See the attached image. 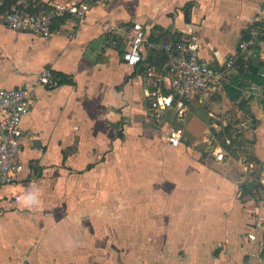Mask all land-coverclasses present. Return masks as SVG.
Instances as JSON below:
<instances>
[{
	"label": "crops",
	"instance_id": "0c3cea01",
	"mask_svg": "<svg viewBox=\"0 0 264 264\" xmlns=\"http://www.w3.org/2000/svg\"><path fill=\"white\" fill-rule=\"evenodd\" d=\"M4 13L0 89L36 96L22 121L25 171L0 185V264H264V202L245 192L264 162V0H110L57 20L49 38L10 28ZM134 22L149 42L197 35L201 58L224 71L184 122L174 109L153 118L146 64L165 65L147 43L140 64L124 60ZM47 67L59 86L38 84ZM176 124L178 147L167 139ZM230 132L225 148L213 144Z\"/></svg>",
	"mask_w": 264,
	"mask_h": 264
},
{
	"label": "built area",
	"instance_id": "2783aa9c",
	"mask_svg": "<svg viewBox=\"0 0 264 264\" xmlns=\"http://www.w3.org/2000/svg\"><path fill=\"white\" fill-rule=\"evenodd\" d=\"M108 1L110 0H61L39 11H31L25 0H18L4 13V19L12 29L49 38L57 20L68 17L84 19L92 5H103ZM111 30L122 35L126 32V27L112 25ZM132 30L130 45L123 54L128 65L137 66L143 61L142 48L145 43L151 51L164 54L167 58L162 72H158L155 66L146 64V76L150 81L147 94L153 118L162 120L168 111L174 109L176 120L184 122L189 102L203 89L219 82L224 71L201 58L202 44L197 35L178 41L149 42L142 23L134 22ZM251 33L254 36L257 29H252ZM247 45L246 42H241L239 47L246 49ZM231 66L232 61H229L226 67ZM37 82L48 87L61 84L60 78L51 67L41 71ZM35 96L34 88L0 89V185L15 183L25 171L22 121L30 113ZM167 139L174 147L181 145L182 131L178 124L169 128ZM216 157L222 161L225 153L220 151ZM259 181L260 201L264 202V162ZM250 239L256 241L257 234H251Z\"/></svg>",
	"mask_w": 264,
	"mask_h": 264
},
{
	"label": "rangeland",
	"instance_id": "374dc122",
	"mask_svg": "<svg viewBox=\"0 0 264 264\" xmlns=\"http://www.w3.org/2000/svg\"><path fill=\"white\" fill-rule=\"evenodd\" d=\"M230 134V135H228ZM220 133V134H216L215 137L213 138V144L214 145H223L224 148H225V143H224V138L226 136H229L231 137V135L235 134L234 132H230V133ZM242 135V134H240ZM260 168H258V170H254L251 174L253 176V181H250V182H246L245 183V187L247 188V191H245L246 193H250L251 197H253L256 202H260V199H261V187H260V181H259V178H260ZM256 188V189H254ZM255 190V191H254Z\"/></svg>",
	"mask_w": 264,
	"mask_h": 264
},
{
	"label": "trees",
	"instance_id": "16d2710c",
	"mask_svg": "<svg viewBox=\"0 0 264 264\" xmlns=\"http://www.w3.org/2000/svg\"><path fill=\"white\" fill-rule=\"evenodd\" d=\"M17 2H18V0H2V2H0V9H2L4 12H6L8 9H10ZM44 7H46V6H44ZM44 7L29 6V10L39 11V10L43 9ZM182 39H186V38L185 37L184 38L178 37V36H171L167 39H164V41H178V40H182ZM154 41H159V40L155 39ZM154 53L163 60V64L165 65V63L167 61L166 56L164 54H160V53H156V52H154ZM151 65H152V63H151Z\"/></svg>",
	"mask_w": 264,
	"mask_h": 264
},
{
	"label": "clouds",
	"instance_id": "9594fccd",
	"mask_svg": "<svg viewBox=\"0 0 264 264\" xmlns=\"http://www.w3.org/2000/svg\"><path fill=\"white\" fill-rule=\"evenodd\" d=\"M25 204L31 205L37 202V195L35 191H30L26 196L22 197Z\"/></svg>",
	"mask_w": 264,
	"mask_h": 264
},
{
	"label": "water",
	"instance_id": "95a60500",
	"mask_svg": "<svg viewBox=\"0 0 264 264\" xmlns=\"http://www.w3.org/2000/svg\"><path fill=\"white\" fill-rule=\"evenodd\" d=\"M141 69H142V67H141ZM34 144H35L36 147H39L40 146V141L37 140V141L34 142Z\"/></svg>",
	"mask_w": 264,
	"mask_h": 264
}]
</instances>
